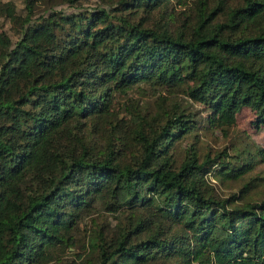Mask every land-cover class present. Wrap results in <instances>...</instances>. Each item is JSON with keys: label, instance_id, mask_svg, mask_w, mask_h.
<instances>
[{"label": "trees", "instance_id": "trees-1", "mask_svg": "<svg viewBox=\"0 0 264 264\" xmlns=\"http://www.w3.org/2000/svg\"><path fill=\"white\" fill-rule=\"evenodd\" d=\"M245 113L264 0H0V264H264Z\"/></svg>", "mask_w": 264, "mask_h": 264}, {"label": "rangeland", "instance_id": "rangeland-1", "mask_svg": "<svg viewBox=\"0 0 264 264\" xmlns=\"http://www.w3.org/2000/svg\"><path fill=\"white\" fill-rule=\"evenodd\" d=\"M7 1V0H3ZM252 121V116L250 113H245L240 117V128L235 131L232 136L231 140L232 142H238L241 138H244L245 134H250L253 140H256V142L260 144H264V141L260 138L257 137L254 134V130L250 125V122ZM248 132V133H247ZM231 140L229 139H224V138H219V139H214L213 137L206 138V143L213 147L215 150H218L222 147H225L228 144H231ZM259 172L262 171L264 172V169L262 167L259 168ZM219 192L222 196H227L231 194L232 192H237L239 189V184H232L228 186H223V185H218Z\"/></svg>", "mask_w": 264, "mask_h": 264}]
</instances>
